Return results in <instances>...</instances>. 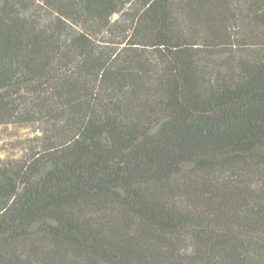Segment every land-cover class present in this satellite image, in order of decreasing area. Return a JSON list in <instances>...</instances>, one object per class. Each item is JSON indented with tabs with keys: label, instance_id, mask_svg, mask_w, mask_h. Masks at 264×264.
Masks as SVG:
<instances>
[{
	"label": "trees",
	"instance_id": "trees-1",
	"mask_svg": "<svg viewBox=\"0 0 264 264\" xmlns=\"http://www.w3.org/2000/svg\"><path fill=\"white\" fill-rule=\"evenodd\" d=\"M7 123L0 264H264V0H0Z\"/></svg>",
	"mask_w": 264,
	"mask_h": 264
},
{
	"label": "rangeland",
	"instance_id": "rangeland-1",
	"mask_svg": "<svg viewBox=\"0 0 264 264\" xmlns=\"http://www.w3.org/2000/svg\"><path fill=\"white\" fill-rule=\"evenodd\" d=\"M131 6V5H130ZM125 17L116 14L113 19L124 22ZM42 130L36 125L7 123L0 125V157L3 159H25L36 149Z\"/></svg>",
	"mask_w": 264,
	"mask_h": 264
}]
</instances>
